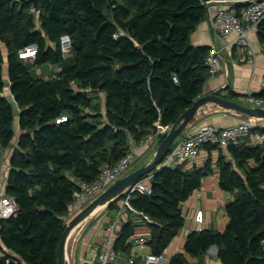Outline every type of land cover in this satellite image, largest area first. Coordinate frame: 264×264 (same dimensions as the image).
I'll return each mask as SVG.
<instances>
[{"label": "trees", "instance_id": "trees-1", "mask_svg": "<svg viewBox=\"0 0 264 264\" xmlns=\"http://www.w3.org/2000/svg\"><path fill=\"white\" fill-rule=\"evenodd\" d=\"M208 1L0 0V91L7 86V64L16 101L0 94V147H13L7 192L19 205L1 224L0 264H59L66 215L78 188L70 176L94 180L104 165L125 155L131 136L141 141L156 120L173 125L203 93L211 77V46L195 45L191 36L208 16ZM64 33L72 37L66 56L60 46ZM257 37L264 47V18ZM32 43L38 53L27 61L20 50ZM47 62L60 64L61 71L50 78L37 75L34 66ZM223 91L240 96L231 87ZM256 95L264 97V87ZM252 132L264 135V125ZM205 147L201 166L154 169L152 192L131 198L139 213L118 231V253L129 251L142 226L149 230L150 251L164 252L185 225L183 202L217 166L220 187L235 195L225 205L229 220L223 230L190 231L170 264H200L189 255L201 258L214 246L222 264H264V139L252 145L248 136L225 148Z\"/></svg>", "mask_w": 264, "mask_h": 264}, {"label": "built area", "instance_id": "built-area-1", "mask_svg": "<svg viewBox=\"0 0 264 264\" xmlns=\"http://www.w3.org/2000/svg\"><path fill=\"white\" fill-rule=\"evenodd\" d=\"M244 5L238 9L236 4L219 3L216 6V15L214 19L215 30L217 35L224 39H229L232 34H235L234 41L247 48L248 62L255 64L256 51L254 49V42L251 37V32H257L260 21L264 18V0H244ZM32 12L35 14L38 27L41 19L39 18L38 10L33 5ZM121 32L114 33V37H118ZM61 50L66 56L72 47V37L69 33H64L60 40ZM223 46L213 44L210 52L206 58V63L209 66L211 76L216 75L224 67L223 62ZM38 53V45L36 43L29 44L20 50V56L25 60L35 58ZM176 78V77H175ZM177 80V78H176ZM7 86L0 94L9 96L14 102L15 97L10 89V79L6 77ZM264 87V82H263ZM238 100L251 106L264 107V97L257 96L254 93L247 92L240 94ZM64 116L58 118L57 121L66 119ZM264 125V122L259 117L246 116L244 119L229 125H216L212 122H204L194 127L189 131L185 137L176 139V143L164 156L157 168L178 165L201 166L205 160L198 161L201 156L202 148L206 144H215L218 147L225 148L232 142H237L240 138L251 137V144L256 145L264 139L263 134H253V129ZM172 125H163L160 120L155 121V127L152 132L147 134L141 141H138L134 136L129 139V149L125 155L114 165H104L101 168L100 174L92 181H85L70 176L76 182L78 188L74 191L73 201L70 204L69 212L66 215V224L74 217L81 209L88 203L93 201L112 183L117 181L125 173L130 171L133 167L134 161L138 156V151L141 147H149L162 135H166ZM219 153V149H215ZM218 154L215 158H217ZM204 158V157H203ZM189 168V167H188ZM152 178L153 171L142 176L134 185L130 186L124 193L119 203V207L113 212L112 219L108 225L107 237L104 246L96 245L94 252V260L90 264H117L119 253L115 250L114 244L118 236V229L124 213L131 210L139 213L132 205L131 198L136 192L150 193L152 192ZM187 201V200H186ZM183 202L182 209L186 221L189 219L188 203ZM19 210V205L14 196L7 192V183L2 193H0V228L4 219L16 215ZM148 218V216H146ZM200 224L204 222L203 210H198L194 215ZM186 223V222H185ZM202 226V225H201ZM200 226V227H201ZM189 229H185V235L189 233ZM148 236L135 237L133 242L147 244ZM264 246V239L262 240ZM181 251L179 247L172 251L168 248L164 252L158 254L148 252L145 254V264H170L171 257ZM2 254V251H0ZM130 263L135 262V257L129 258Z\"/></svg>", "mask_w": 264, "mask_h": 264}, {"label": "crops", "instance_id": "crops-1", "mask_svg": "<svg viewBox=\"0 0 264 264\" xmlns=\"http://www.w3.org/2000/svg\"><path fill=\"white\" fill-rule=\"evenodd\" d=\"M243 1L244 0H209L207 2L208 16L192 33L191 38L195 45L212 46L213 44H218L223 46L222 51L224 67L221 71L216 73V75L211 76L205 82L203 93H207L215 89L231 87L240 94L247 92L256 94L263 88L264 47L258 40L257 32H251L257 59L256 63L252 64L247 60V48L237 44L234 41L233 38L235 37V34H232L229 39H224L219 37L215 30L214 19L216 15V6L219 3H237L242 4L243 6ZM30 59H27V61ZM5 69L6 76L8 77L7 64ZM61 69L62 67L60 64L50 62L36 64L34 66V72H36L37 75L45 78L56 76L59 71H61ZM224 93H226V91H223V94ZM101 95L102 99H105V95L103 93ZM103 101V104H105V100ZM17 112L18 114L16 115L14 127L17 134H19V108H17ZM245 117L246 115H242L236 111L223 108L216 103H208L199 109L195 118L189 123L187 128L181 134L182 137H180H185L186 134L194 127L204 122H212L221 126L236 123ZM261 120L264 122V118H261ZM180 137L178 138L181 139ZM159 143V139H157L149 147H141L138 151V156L141 157L139 158L140 162L138 161V163L137 160H135L131 170L151 161ZM12 148V146L6 149H2L0 147V150H2L3 153L7 155L6 157H8L7 163H2L0 167V184L4 186L3 188H5V184L8 182L10 172L9 152L13 151ZM217 154V151L213 150L214 158ZM207 156L208 150L206 147H203L198 161L206 160ZM188 167L193 168L194 165ZM188 167L186 165V168ZM5 170H7V172ZM219 179L220 171L217 166H215V171L205 176L203 178L201 187L196 190L189 199H187L186 203H188L189 207V219L167 247L168 251H172L177 247H179L181 251L184 250L187 237L185 235L186 228H188L189 231L202 228H215L219 230H223L225 228L229 220V217L225 211V205L228 201L233 200L235 195L233 192L223 190L219 185ZM121 199L122 198L118 200V204L121 202ZM108 206L109 205L103 206L98 209L71 232L67 242V256L70 259L71 264H90L94 260L95 246H104L108 232V225L113 216V212L109 210ZM200 209L203 210L204 213V222L202 224L194 219V215ZM122 215L123 217L118 231L121 229L123 223L128 221L131 217L136 216V213L131 210H127V212ZM148 233V228L146 226H142L138 229L136 237L147 235ZM148 252H150V249L147 244L143 245L142 243L133 242L128 252H119L117 264H129L130 257H135V260H138L140 264H145L144 257ZM189 259L196 263L202 262L200 264H222L221 260L217 256V248L215 246L212 247L201 258L189 255Z\"/></svg>", "mask_w": 264, "mask_h": 264}, {"label": "water", "instance_id": "water-1", "mask_svg": "<svg viewBox=\"0 0 264 264\" xmlns=\"http://www.w3.org/2000/svg\"><path fill=\"white\" fill-rule=\"evenodd\" d=\"M227 88V87H226ZM225 88L215 89L198 96L192 105H190L175 122L164 138L160 141L154 157L151 161L129 171L117 181L112 183L93 201L88 203L66 224L59 248V264H71L67 256V242L71 232L76 229L86 218L96 212L103 206L110 205L118 199L132 185H134L142 176L154 171V169L163 160L166 153L171 148L174 141L183 133L189 123L195 118L199 109L208 104L216 103L223 108L236 111L246 116H255L264 118V107L251 106L239 100L225 96L221 92Z\"/></svg>", "mask_w": 264, "mask_h": 264}, {"label": "rangeland", "instance_id": "rangeland-1", "mask_svg": "<svg viewBox=\"0 0 264 264\" xmlns=\"http://www.w3.org/2000/svg\"><path fill=\"white\" fill-rule=\"evenodd\" d=\"M180 136H181V135H180ZM180 136H179V137H180ZM181 137H182V136H181ZM181 137H180V138H181ZM12 149H13V148H12ZM12 152H13V151H12ZM12 152H9V155H10V156H11V153H12ZM9 155H8V156H9ZM6 156H7V155L4 154L2 150H0V167H1V164H2V163H4V164L7 163V158H8V157H6ZM139 158H141V157L138 156V157L136 158L137 162L139 161ZM137 162H136V163H137ZM139 162H140V161H139ZM139 162H138V163H139ZM5 171L7 172V170H5ZM128 172H129V171H128ZM128 172H127V173H128ZM125 174H126V173H125ZM3 187H4V186H3L2 184H0V193L3 192V190H4Z\"/></svg>", "mask_w": 264, "mask_h": 264}]
</instances>
